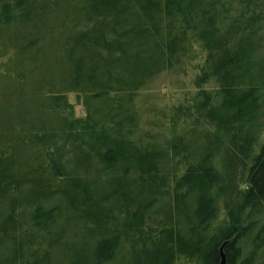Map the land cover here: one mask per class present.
Wrapping results in <instances>:
<instances>
[{
	"label": "trees",
	"instance_id": "1",
	"mask_svg": "<svg viewBox=\"0 0 264 264\" xmlns=\"http://www.w3.org/2000/svg\"><path fill=\"white\" fill-rule=\"evenodd\" d=\"M260 117L264 0H0V264H264Z\"/></svg>",
	"mask_w": 264,
	"mask_h": 264
},
{
	"label": "rangeland",
	"instance_id": "2",
	"mask_svg": "<svg viewBox=\"0 0 264 264\" xmlns=\"http://www.w3.org/2000/svg\"><path fill=\"white\" fill-rule=\"evenodd\" d=\"M189 79L179 75L175 72H167L158 75L155 77L140 93L147 102L151 105L152 103L156 104H174L177 103L183 95H189L194 91V86L191 85L189 80L191 79V73L189 74ZM68 97L70 101L74 104L75 113L77 116H83L85 114L84 108L81 104L76 102L75 96L69 94ZM250 131L253 132V140L254 136H257L258 140H264V118L260 117L257 123L253 128H250ZM251 137V136H247ZM239 138H237L238 140ZM250 139H242V147L244 148L246 145L250 147L251 142ZM235 153H238L235 158H230V163L227 162V166L225 167V172L228 178V182L230 183V192L229 198L227 200L229 210L236 211L237 204L239 203L238 199L241 193L246 189V184L244 183V173L242 166V152L246 150L239 149V145L234 146L232 149Z\"/></svg>",
	"mask_w": 264,
	"mask_h": 264
},
{
	"label": "water",
	"instance_id": "3",
	"mask_svg": "<svg viewBox=\"0 0 264 264\" xmlns=\"http://www.w3.org/2000/svg\"><path fill=\"white\" fill-rule=\"evenodd\" d=\"M220 255H221V261H220V264H227L226 263V260H225V255L222 251V248H220Z\"/></svg>",
	"mask_w": 264,
	"mask_h": 264
}]
</instances>
